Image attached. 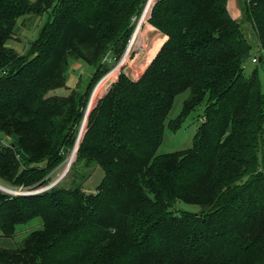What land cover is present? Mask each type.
<instances>
[{
  "label": "trees",
  "instance_id": "trees-1",
  "mask_svg": "<svg viewBox=\"0 0 264 264\" xmlns=\"http://www.w3.org/2000/svg\"><path fill=\"white\" fill-rule=\"evenodd\" d=\"M142 4L0 0L1 187L49 183ZM227 4L151 3L146 21L162 42L136 80L118 73L98 97L118 69L99 84L67 171L99 168L98 184L85 193L80 176L32 195L0 191V237L40 220L16 247L0 248V264H264V92L256 67L243 72L252 57L264 65V0H238L240 21ZM28 15L46 17L18 54L6 42ZM71 61L91 69L72 87ZM200 104L189 148L158 154L164 130L175 132Z\"/></svg>",
  "mask_w": 264,
  "mask_h": 264
},
{
  "label": "rangeland",
  "instance_id": "rangeland-1",
  "mask_svg": "<svg viewBox=\"0 0 264 264\" xmlns=\"http://www.w3.org/2000/svg\"><path fill=\"white\" fill-rule=\"evenodd\" d=\"M146 0H142V2H145ZM150 0H147L146 2V7H148ZM154 1V0H153ZM152 1V2H153ZM151 2V3H152ZM227 9L231 13V19H234L236 21H240V13H239V4L238 0H227ZM143 5V4H142ZM141 7V6H140ZM145 7V8H146ZM142 9V8H141ZM147 12L141 15V10L138 12V14L134 15L130 19V24L131 26V31L128 36V39L125 43L124 49L120 54V57L118 61L114 62L113 64L111 61L107 62L108 63V72L107 74L111 71V73L107 76H111L117 69V72L112 75L104 84L102 89L100 90V94H98V97L103 94V92L108 88V85L111 81H114L116 79V76L118 73H122L125 76H127L131 80H136L140 74L143 72L142 65L144 62V57L147 56V54H151L153 51L156 53V48L159 45V42L157 43L156 41L160 40V43L162 42V36L159 35V33L148 24L146 21L147 17ZM141 15V17H140ZM44 15L42 16H31L28 15L26 16L23 20H21V23L18 24V27L16 28V33L14 35V38L12 40H8L6 42V46L14 50L16 53L20 54L22 53L25 48L28 46L27 41L32 40L36 37L38 30L40 29L42 23L45 20ZM141 18V21L139 19ZM138 22H140L138 24ZM244 27V26H243ZM242 30L245 32L244 35L246 38L250 39L249 36L247 35L246 31H249L245 29V27ZM136 29L135 37L134 40L127 50V44L130 40L131 35L133 34L134 30ZM251 42V41H250ZM249 42V43H250ZM251 45V51L250 53L253 54L254 56L257 55V49L253 47L252 42L250 43ZM256 51V52H255ZM154 55V54H153ZM124 56V57H123ZM153 57V56H152ZM121 59V60H120ZM120 61V62H119ZM119 63V64H118ZM118 64V65H117ZM244 74L246 75L247 73L250 72V70L253 67H256L258 70V77L260 80V85H261V90L264 92V65H256L255 63H251L249 60H247L244 64ZM68 74H67V79L68 82L67 84L72 87L75 85L77 80H85L89 73L91 72V69L86 66L83 63L80 62H74L71 61L69 66H68ZM114 71V72H113ZM105 74V75H107ZM104 75V76H105ZM103 76V77H104ZM106 77V78H107ZM105 78V79H106ZM101 79V78H100ZM99 79V81H100ZM105 79L101 81L104 82ZM99 81L94 84L92 89H91V97H92V91L95 89V86L99 84ZM185 95V92L179 94L173 101L172 108L170 110V113L168 116H174L176 112L179 109L180 102ZM97 97V99H98ZM95 99H90V107H92L93 104H95ZM203 104H200L197 108H195L183 121L179 129H177L175 132H170L167 129L164 130L161 144L159 145L157 149L158 154L162 153H170V152H175V151H181L188 149L191 143V138L192 135L194 134L195 128L199 124V118L201 116V110ZM69 155V154H68ZM64 159V161L58 166L55 171H52L48 175L49 182L54 181L61 173L63 167L67 164L69 157ZM80 171V173H75L71 171L70 173H66L62 178L57 181V185H62L64 187H68L71 185L72 182L75 183V179L73 178H79L80 176L84 177V179L81 181V188L83 192L85 193H90L91 191L94 190V187L98 184L100 178H101V173L99 171V168H93V167H85L81 165L77 169ZM55 184V185H56ZM46 186V185H44ZM44 186L36 187L35 189L28 190L26 192H35L37 190H40ZM22 191V190H21ZM19 189L14 190L16 194L22 193ZM25 192V191H23ZM15 193H8V194H15ZM177 209V211H194V207L190 205H186L183 203H177L174 207V209ZM38 222V224H36ZM39 218H35L30 220L28 223L22 226H18L16 228L15 234L10 237V238H2L4 239L3 242L2 239H0V247L2 248H14L16 247L20 240L30 231L36 229L39 227ZM36 227V228H34Z\"/></svg>",
  "mask_w": 264,
  "mask_h": 264
},
{
  "label": "water",
  "instance_id": "water-1",
  "mask_svg": "<svg viewBox=\"0 0 264 264\" xmlns=\"http://www.w3.org/2000/svg\"><path fill=\"white\" fill-rule=\"evenodd\" d=\"M126 48H127V50H128V48H129V44H127V47H126ZM123 57H124V56H123ZM120 60H121V59H120ZM259 60H260V59H259ZM119 62H120V61H119ZM118 64H119V63H118ZM118 64H117V65H118ZM95 87H96V86H95ZM93 90H94V89H93ZM92 92H93V91H92ZM90 99H91V95H90L89 100H88V102H87V106H86V109H85V112H84V116H83V119H82L81 124H80V126H79V130H78V133H77V136H76V139H75L74 145H73V147H72V149H71V151H70V153H69V155H68L69 160H68L67 164L63 167V169H62L60 175H59L54 181L49 182L46 186H44V187L41 188L40 190H37V191H35V192H28V193H25V194H13V195H32V194H37V193H39V192L45 191V190L51 188L52 186H54V185L57 183V181H59V179L62 178V177L67 173L68 168H69V166H70V159H71L72 153H73V155H74L75 150H76V146H77V144H78L79 137H80V134H81V131H82V128H83V123H84V121H85V119H86V116H87V113H88V110H89ZM0 191H3V192H4V190H2L1 187H0ZM5 191H6V193H12V192H10V191H8V190H5Z\"/></svg>",
  "mask_w": 264,
  "mask_h": 264
},
{
  "label": "built area",
  "instance_id": "built-area-1",
  "mask_svg": "<svg viewBox=\"0 0 264 264\" xmlns=\"http://www.w3.org/2000/svg\"><path fill=\"white\" fill-rule=\"evenodd\" d=\"M153 0H150L149 1V5H148V7L147 8H145L146 7V2H147V0L144 2V4H143V6H142V9H141V15L144 13H148V11H149V8H150V5H151V2H152ZM141 15H140V17H141ZM140 17H139V19H140ZM139 19H138V21H139ZM140 22H138V24H139ZM136 33V29L134 30V32H133V34L132 35H134ZM131 35V36H132ZM131 38V37H130ZM128 44H130V40H129V42H128ZM263 55V58H264V53L262 54ZM250 62L251 63H255L256 62V57H252L251 59H250ZM111 73V71L107 74V75H105L104 77H102L101 79H100V81H99V83L104 79V78H106L109 74ZM110 78V77H109ZM108 78V79H109ZM108 79H106V81L108 80ZM105 81V82H106ZM9 191V190H8ZM21 191V190H20ZM10 192H12V193H15L14 191H10ZM22 192V191H21ZM6 193V192H5ZM25 193H28V192H22V193H18V194H25ZM16 194V193H15Z\"/></svg>",
  "mask_w": 264,
  "mask_h": 264
},
{
  "label": "bare ground",
  "instance_id": "bare-ground-1",
  "mask_svg": "<svg viewBox=\"0 0 264 264\" xmlns=\"http://www.w3.org/2000/svg\"><path fill=\"white\" fill-rule=\"evenodd\" d=\"M147 8V7H146ZM140 21H141V18L139 19ZM134 37H135V34L134 35H132L131 36V38H130V44H129V48H130V46H131V44H132V42H133V40H134ZM114 72V71H113ZM105 79V78H104ZM101 83V82H100ZM99 83V84H100ZM99 84L95 87V89H94V91H93V93H92V97H91V99L93 98V95H94V93H95V91H96V89H97V87L99 86ZM90 106V105H89ZM83 125H84V123H83ZM73 157H74V155H73V153H72V156H71V159H70V163H71V161H72V159H73ZM69 160V159H68ZM1 187V186H0ZM2 188V190H4V192H6L5 190V188H3V187H1Z\"/></svg>",
  "mask_w": 264,
  "mask_h": 264
},
{
  "label": "crops",
  "instance_id": "crops-1",
  "mask_svg": "<svg viewBox=\"0 0 264 264\" xmlns=\"http://www.w3.org/2000/svg\"><path fill=\"white\" fill-rule=\"evenodd\" d=\"M228 13H229V15L231 16V13H232V12L230 13V12L228 11ZM160 45H161V44H160ZM158 48H159V47H158ZM158 48H157V49H158ZM157 49H156V51H157ZM153 56H154V55H153ZM36 224H38V222H37ZM39 227H40V222H39ZM39 227H37V228H39ZM34 228H36V227H34ZM37 228H36V229H37ZM0 239H2V237H0ZM3 240H4V239H2L1 242H3ZM0 248H2V247H0ZM3 249H12V248H3Z\"/></svg>",
  "mask_w": 264,
  "mask_h": 264
}]
</instances>
